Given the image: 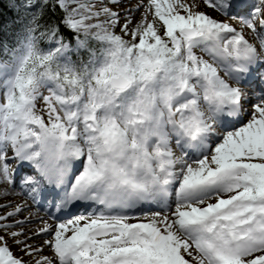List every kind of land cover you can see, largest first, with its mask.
<instances>
[{
	"label": "snow or ice",
	"instance_id": "snow-or-ice-1",
	"mask_svg": "<svg viewBox=\"0 0 264 264\" xmlns=\"http://www.w3.org/2000/svg\"><path fill=\"white\" fill-rule=\"evenodd\" d=\"M128 2L0 0V264H264V0Z\"/></svg>",
	"mask_w": 264,
	"mask_h": 264
},
{
	"label": "trees",
	"instance_id": "trees-1",
	"mask_svg": "<svg viewBox=\"0 0 264 264\" xmlns=\"http://www.w3.org/2000/svg\"><path fill=\"white\" fill-rule=\"evenodd\" d=\"M9 18H11V13L6 12L5 14L0 15V25L5 24Z\"/></svg>",
	"mask_w": 264,
	"mask_h": 264
},
{
	"label": "bare ground",
	"instance_id": "bare-ground-1",
	"mask_svg": "<svg viewBox=\"0 0 264 264\" xmlns=\"http://www.w3.org/2000/svg\"><path fill=\"white\" fill-rule=\"evenodd\" d=\"M132 3L134 4V3H135V0H132ZM124 6H125V7H129V6H131V5L129 4L128 0H125ZM10 199L15 200V201H19V200L21 199V197L18 196V195H15V194H14L12 197H10ZM25 215H27V213H25Z\"/></svg>",
	"mask_w": 264,
	"mask_h": 264
}]
</instances>
